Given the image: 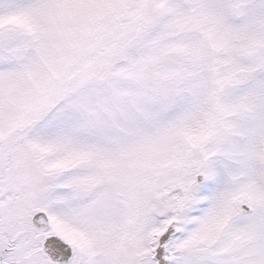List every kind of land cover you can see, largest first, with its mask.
<instances>
[{
    "label": "snow or ice",
    "instance_id": "6c2138e0",
    "mask_svg": "<svg viewBox=\"0 0 264 264\" xmlns=\"http://www.w3.org/2000/svg\"><path fill=\"white\" fill-rule=\"evenodd\" d=\"M0 264H264V0H0Z\"/></svg>",
    "mask_w": 264,
    "mask_h": 264
}]
</instances>
